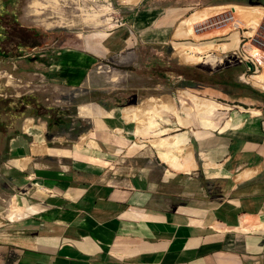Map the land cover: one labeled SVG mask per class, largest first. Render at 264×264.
Listing matches in <instances>:
<instances>
[{"label": "crops", "instance_id": "0c3cea01", "mask_svg": "<svg viewBox=\"0 0 264 264\" xmlns=\"http://www.w3.org/2000/svg\"><path fill=\"white\" fill-rule=\"evenodd\" d=\"M20 2L0 0V67L16 81L0 80V254H13L12 264H264V99L237 126L177 134L189 139L190 169L161 160L135 172L130 155L143 146L131 144V121L115 107L84 117L89 100L76 113L47 103L49 90L83 87L112 43L96 37L64 46L63 37L21 23ZM140 4L124 10L140 43H185L198 54L238 50L234 24L250 29L240 10L255 8L226 0ZM117 129L126 135L108 138Z\"/></svg>", "mask_w": 264, "mask_h": 264}, {"label": "rangeland", "instance_id": "374dc122", "mask_svg": "<svg viewBox=\"0 0 264 264\" xmlns=\"http://www.w3.org/2000/svg\"><path fill=\"white\" fill-rule=\"evenodd\" d=\"M34 1H38V5L32 6ZM182 1L183 3H190L194 0ZM213 1L221 2L223 0H211V2ZM108 3H112V7L114 8L113 12H117L121 16L119 22H116L112 27L104 26L105 21H107L106 14L111 11ZM246 6L261 7L264 9L263 5L247 4ZM231 9L228 7L229 12ZM37 10H42V13L37 14ZM124 10H126L125 7L119 4L117 0H22L17 6L21 23L35 28L40 33L63 37L62 44L64 46L79 44L82 46L83 43H91L96 37H101L99 39L107 38V41L112 43L109 47L110 50H105L100 55L102 58L92 69L88 81L83 87L69 89L63 92L57 89L49 90L47 92L49 102L47 103L53 109L65 108L66 111L76 113L77 107L82 106L81 102H84L83 100H89L86 102L90 106H82L80 108L79 113L84 117L99 114L101 111L100 107L103 108L106 105L108 107L110 105L115 107L120 117L131 121L128 124L130 128L128 138L131 144L137 142L143 146L137 153L130 155L132 159L128 163L131 164L130 166L133 168V171L137 172L144 167L146 168L152 165H165V162L162 163L163 159L161 155L153 147L154 141L160 137H176L177 134L188 130L197 131L204 129L214 131L213 129L202 128L200 124L201 111L197 107L196 101L183 93L185 90L193 92L203 98H209L216 103H221L225 105V108H228L219 107L218 110L214 111L213 119L218 126H222L230 118H238L241 120L244 115L259 113L254 108L261 106V98L243 96L239 92L237 93L236 90L231 91L225 85H215L214 83L216 80L221 79L218 76L221 75L226 80L230 79L234 82L248 85L250 89L264 94L261 84H256L254 82L255 80L248 81L247 77H244V74L247 72L246 64L244 63L245 65H243V62H240L235 51L220 54V50L216 47L209 52L203 53L202 51L198 54L195 50H192L194 56H205V58L207 57L206 55L211 56L206 59L204 58V62L185 61L180 56V51L186 48V46H189L185 43H177L164 47L140 43L136 39V36L130 32L126 24H124L127 15V13H124ZM251 10L253 12L246 9L240 10V14L244 15L245 23L250 28L253 26V19L258 20V24L254 30L245 28V31L250 32L255 38L251 42L252 53H256L258 51L257 48H259L264 55V11L259 12L254 8ZM227 13L222 15L226 16ZM84 14H88V16ZM89 15H96L97 18L90 17ZM196 17L199 16L194 15L193 18ZM1 21H3V27L8 29L14 28L12 25L6 24L4 20ZM47 21H75L77 23L71 27L62 26V24L48 27L46 25ZM100 22L102 23L101 27H92ZM207 25L211 26L212 23H208ZM230 26L232 29L233 24H230ZM200 28L198 27L197 29ZM239 31L241 34V30ZM114 32L116 34L119 33L118 37L114 38ZM262 62L263 69L260 68L258 74H261L264 79V59ZM1 81L11 86L16 85V81L13 79L12 81L14 83L10 82L9 77H5ZM26 90L27 88H21L20 92L24 93ZM155 99L158 100L157 103L167 105L169 108L174 106L176 113L181 117L182 121L170 110L171 108L168 110L158 108L161 119L159 120L157 116L154 119L158 118L157 121L162 124L157 129H169L163 134L164 136L155 135L154 132L156 129L154 128L150 131L136 134L135 131L139 127L145 126L149 115H143L142 118L144 116L145 118L142 123L138 120H130L127 115L128 109L138 106L143 109L146 108V113L149 111L147 108L149 104H155ZM155 112L157 113V111ZM186 122H189V124L186 125ZM80 123L82 125L86 124L81 121ZM90 123H95L94 128H100V123H97V121H90ZM88 126L90 124H87ZM121 130H116V133L109 134L108 138H114L115 135L116 137L126 135ZM99 132V130L94 132V135L97 136ZM188 140L185 142L177 140L179 145L184 147L183 154L185 152L187 153V147L190 145V143L188 144ZM120 154H125V152L123 151ZM13 208L15 206L10 208L8 213H16L13 210L18 211L17 207V209ZM13 259V254H0V264H12Z\"/></svg>", "mask_w": 264, "mask_h": 264}, {"label": "bare ground", "instance_id": "6f19581e", "mask_svg": "<svg viewBox=\"0 0 264 264\" xmlns=\"http://www.w3.org/2000/svg\"><path fill=\"white\" fill-rule=\"evenodd\" d=\"M54 1H56V0H54ZM132 2H134V1L132 0ZM38 3H39L38 1H34L32 3V6L38 5ZM54 3H56V2H54ZM108 5H109L111 11L106 14L107 21H105L104 26L112 27L114 24H116V22H119L121 16L118 15L117 12L116 13L113 12L114 11V8L111 6V3H108ZM37 8H40V7H37ZM254 9L257 10V11H259V12H261V10L264 11V9L261 8V7H255ZM36 13L37 14H40V13H42V10L41 11L40 10H37ZM84 15L85 16H88V14H84ZM89 16L90 17H93V18H97L96 15H89ZM193 17L192 18H187L186 20H184L181 23V27L178 30L179 31L178 32V35L179 36L182 34V31H183V29H185V26H188L189 24H191L194 21H196L197 19H199L198 17H196V18H193ZM101 22L99 24H97V25L92 26V27H99V26L101 27V25H102ZM76 23H75V21H61V22H56V21L55 22H48L47 21L46 22V25L48 27H50V26L53 27V26H57L58 24H62V26L71 27V26H74ZM252 24H253V26L250 29L254 30L256 28L257 24H258V22L256 21V19H253ZM189 27L191 28V26H189ZM248 35H251L250 32H248ZM223 49L224 48L221 47V50H223ZM192 50H194V48H191V47L190 48H187L186 47V48H184V49H182L180 51V56H182L185 59V61H191V62H193V61H199V62L200 61H203L204 62V60L206 58H208V57L211 56V55L210 56L209 55H206L207 56L206 58H205V56H194L192 54ZM12 80L13 79L9 78V81L10 82H14ZM249 80H253V81L255 80L254 82L256 84H261L264 87V79L262 78V75L261 74L259 76L249 77ZM183 93L187 97H191L192 100L194 99L196 101L197 107L201 111V115H202L201 116V120H200V122H201L200 124H201L202 128H205V129H213V130H217V129L218 130L219 129L224 130V129H226L228 127H231V126H237L239 124V122L241 121L238 118H230L222 126H218L216 124V122L214 121V119H213L214 111L215 110H218L219 107L225 108V105H222L221 103L220 104L219 103H216V102H214L213 100H211L209 98L208 99L205 98V97L203 98V97H201V96H199V95H197V94H195L193 92L187 91V90L183 91ZM154 101H155V104H153V105L152 104H149V106L147 107L149 111L146 112V113H145V109L146 108L143 109V108L138 107V106L131 107V108L128 109V113L129 114L127 113V115H128V117H129L130 120L131 119L132 120H138L139 122L142 123V122H144L143 119L145 118V116H144V118H142L143 115H147V114L149 115L148 118H147V121L145 122V126L144 127H139L135 131L136 134L137 133H144V132L150 131L151 129L154 128V129H156L155 132H154L155 135H158L159 136V135H163L164 133H166L169 130L167 128L157 129L162 124V123L160 124V122L157 121L158 118H159V120L161 119V116L159 115L160 110L158 108L167 109V110L171 108L170 110L174 114L177 115V117L179 118L180 121H182L181 117L176 113V110H175L176 108L174 106H172V107L169 108V107H167V105H163V104L157 103V101H158L157 99H155ZM225 109H228V108H225ZM155 111H157V113ZM150 115L151 116L153 115V116L151 117ZM155 116H157L158 118L157 119H154ZM182 124H183V122H182ZM185 124L188 125L189 122H186ZM151 133H153V132H151ZM153 147L161 155V157L163 159V162L167 163L170 166V168L172 167L173 169L183 170L184 171V170L190 169L191 166L193 165L192 151L191 150H188L187 153L185 152V154H183L184 153V147H181L179 145V143L177 142V139L175 138V136H168V137H165L164 136V137H160L156 141H154Z\"/></svg>", "mask_w": 264, "mask_h": 264}, {"label": "built area", "instance_id": "2783aa9c", "mask_svg": "<svg viewBox=\"0 0 264 264\" xmlns=\"http://www.w3.org/2000/svg\"><path fill=\"white\" fill-rule=\"evenodd\" d=\"M117 1L119 4L123 5L126 10H134L135 7H139L141 5L140 3L143 0H133L134 2H132V0H117ZM111 6H113L112 3H111ZM234 27L235 29L241 30V41H242L241 47L237 51H235V54L238 55L240 62H243L246 64L247 72L246 74H244V77L246 76L247 80L251 81L249 80V77L260 75L258 74V72L260 71V68L263 69L262 60L264 59V55H263V52L259 48H257L258 51L256 53H252L251 42L255 38L252 35H248V32L245 31V28L240 27L238 24L234 25ZM248 63L253 66V69H250V67L248 66ZM5 77H9L13 79L11 75L5 73V71L0 67V80ZM262 89L264 90V87H262ZM26 126L27 124L25 122V125L23 128H25Z\"/></svg>", "mask_w": 264, "mask_h": 264}, {"label": "trees", "instance_id": "16d2710c", "mask_svg": "<svg viewBox=\"0 0 264 264\" xmlns=\"http://www.w3.org/2000/svg\"><path fill=\"white\" fill-rule=\"evenodd\" d=\"M227 2H239V3H243V4H248V5H263L264 6V0H226ZM243 65H245L243 63ZM219 78L216 80L214 83L216 84H222L225 85L227 87L230 88V90L235 91L239 94H242L243 96H249V97H255V98H261L264 99V94L263 93H259L257 91H254L252 89H250V87L248 85L242 84V83H237L234 82L232 80H226L224 77H222L221 75H218Z\"/></svg>", "mask_w": 264, "mask_h": 264}, {"label": "water", "instance_id": "95a60500", "mask_svg": "<svg viewBox=\"0 0 264 264\" xmlns=\"http://www.w3.org/2000/svg\"><path fill=\"white\" fill-rule=\"evenodd\" d=\"M248 66L250 67V69H253V66L251 64L248 63Z\"/></svg>", "mask_w": 264, "mask_h": 264}]
</instances>
